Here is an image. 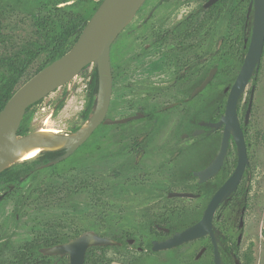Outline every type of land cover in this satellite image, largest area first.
<instances>
[{
  "label": "flooded vegetation",
  "instance_id": "flooded-vegetation-1",
  "mask_svg": "<svg viewBox=\"0 0 264 264\" xmlns=\"http://www.w3.org/2000/svg\"><path fill=\"white\" fill-rule=\"evenodd\" d=\"M208 1L161 0L160 4L144 2L111 44L112 90L106 117L114 121L126 119L109 125L128 127L124 145L121 147L125 149V177L128 183H141L140 189L135 184L127 185L132 193H141V196L128 197L127 201L114 206L108 235L114 243L105 245L111 247L115 255V258L109 259L110 264H214V243L210 233L173 247L153 248L155 242L159 243L200 220L211 196L230 175L212 189L211 179L225 168L226 156L219 171L206 181L200 182L198 176L193 174L205 168L219 151L223 125L217 127L215 123L224 113L229 92L226 86L212 82L219 73L218 67L214 65L207 68L202 61L210 58L213 51L217 54L219 50L227 57L229 32L232 30L234 35L230 39V46L242 52L243 62L250 38L244 34L248 33L249 28L251 34L254 3L252 0H237L235 5L233 0L228 6L225 0H215L206 5ZM221 15L225 22V32L214 39L211 25L213 19ZM213 69L212 79L197 92L198 86ZM123 73L125 81L119 85L118 80ZM249 98L250 91L245 100L243 120L239 118L246 147L248 140L246 141L245 112ZM240 99L241 96L239 101ZM120 108H124V113L117 116ZM113 111L116 112L114 116ZM102 124L107 123L102 121L91 135H97L96 131ZM89 137L70 154L66 155V150L60 149L57 153L59 158L38 163L36 167L59 164L65 173L70 166L85 162V148L79 154L74 153L88 144ZM231 141L235 146L232 138L229 144ZM115 143L116 140L111 135L107 138L98 135L91 148L94 155H97L93 160L99 158V154L107 146L111 150L110 156L114 155L112 148ZM41 156L42 154L38 157ZM248 166L249 164L242 178L247 174ZM168 171L172 175L169 183L163 185L165 172ZM119 172L122 173L123 170L114 166L111 168L110 173L114 180ZM191 177H195L194 182L190 181ZM63 183H85V180L65 179ZM22 184L24 183H0V187L4 188L0 191V199L7 197L9 193L20 194ZM53 191L51 186L38 183L29 192L32 193V198L41 200L51 196ZM181 192H189L191 195L177 194ZM185 197L190 200H205V204L200 206L195 203L188 207L177 200ZM226 201L227 199L221 202L214 213L213 234L220 264H228L229 252L233 264L236 259L240 264L236 247L240 244L237 243V237L242 232L239 229L243 225L240 228L238 225L246 204L240 209L236 233L232 234L229 232L228 208L218 212ZM88 230L107 236L86 229L74 231L70 235L62 234L63 240L58 243L68 242ZM7 236L8 232L0 229V253L15 249ZM48 246L52 245L38 247L39 252L41 248ZM43 255L48 256V262L53 256ZM61 257L69 264L67 254Z\"/></svg>",
  "mask_w": 264,
  "mask_h": 264
},
{
  "label": "rangeland",
  "instance_id": "rangeland-1",
  "mask_svg": "<svg viewBox=\"0 0 264 264\" xmlns=\"http://www.w3.org/2000/svg\"><path fill=\"white\" fill-rule=\"evenodd\" d=\"M10 1L15 2L16 0ZM177 2L179 3V1ZM225 2L229 6L233 0H225ZM145 3L160 4L162 2L161 0H147ZM186 5H189V3H186ZM226 16L227 14L225 18ZM223 19L222 15L213 19L211 31L214 39L225 32ZM6 25L5 32L15 38L31 36V22L24 17L21 7H16ZM247 32L244 35L249 38L250 28ZM233 35L234 32L230 30L227 57H224L219 50L217 54H214L213 51L210 58H205L202 61L204 65H207V68L214 65L218 67L219 73L212 82L222 84L226 86V89H229L233 83L240 68L241 62L239 60L243 57L240 50L230 46L232 43L230 39ZM1 51L2 46H0ZM42 62L43 56L37 58L26 70L16 87L30 78ZM94 67L93 63L88 64L68 82L34 103L25 113L22 123L27 132L19 135L33 132L42 126L55 127L61 133H72L80 129L86 122L82 118V111L88 98V84ZM121 76L118 80L119 85H122L125 81L124 73ZM252 86L254 87L252 108L245 126L249 159V166L246 169L247 192L244 197L231 195L218 209V212H220L221 209L228 208L229 232L234 234L236 233L235 228L241 209L239 201L241 199L245 201L244 223L243 227L239 229L242 231V237L240 244L236 247L240 264H264V51L259 68L252 75L239 101L238 116L241 121L246 107L245 100ZM223 99H225V95H223ZM115 113H113V116ZM123 113L124 108H120L116 114L121 116ZM127 128L102 124L96 131L97 135H91L87 140L88 144L81 146L74 153L75 155L79 154L85 148L86 150L83 152L86 158L85 162L70 166L65 173L59 164H44L36 167L38 164L33 163L35 158L9 166L13 168L25 165L33 166L31 168L33 173H29L16 182L24 183L21 187V193L18 195L9 193L6 195L7 197L0 199V229L3 228L4 231L8 232L7 240L15 246V249L22 243L41 234L70 235L74 231L91 229L109 235L115 204L119 205L121 202L127 201L128 197L141 196V193H132L127 186L128 184H135L140 189L141 183L126 182L125 175L127 173L124 171L125 149L121 147H123L126 139ZM98 135L102 138L111 135L116 140L112 148V154L115 153L114 155L110 156L111 150L107 146L99 154L100 157L93 160L97 155H94L91 148ZM235 158L236 148L231 141L226 154L225 168L231 167L233 169L230 165H232ZM113 166L116 169L121 168L123 170L122 173H117L115 180L110 173ZM171 175L172 172H165V184L163 185L169 183ZM65 179H84L85 183H63ZM215 180V177H213L211 182ZM190 181L194 182L195 177H191ZM38 183L47 187L51 186L54 189L53 194L43 197L41 200L32 198V193L29 191L32 186H36ZM3 189V187H0V191ZM177 200L188 207L194 206L195 203L200 206L205 204V200L200 199L190 200L185 197ZM11 251L7 249L0 254L2 257H7L11 255ZM105 257L106 259L115 258L112 248L109 246L105 249Z\"/></svg>",
  "mask_w": 264,
  "mask_h": 264
},
{
  "label": "water",
  "instance_id": "water-1",
  "mask_svg": "<svg viewBox=\"0 0 264 264\" xmlns=\"http://www.w3.org/2000/svg\"><path fill=\"white\" fill-rule=\"evenodd\" d=\"M145 1L101 0L72 46L60 57L42 67L16 88L0 109V171L10 166L8 162L16 149L33 139L34 131L25 135L17 133L26 109L68 82L88 64L93 63L97 68L98 93L95 107L90 117L86 120L87 126L84 129L81 127L72 133H57L52 137L53 139L43 138L40 144L52 141L58 142L59 146L49 151L65 149L66 155H68L79 147L102 121L109 124L126 120L114 121L106 117L112 90L110 48L117 35L132 20L136 11ZM214 1L209 0L206 5L212 4ZM252 1L254 3L253 24L247 50L239 71L229 88L224 113L215 123L217 127L223 125L219 151L205 168L195 171L193 174L198 176L200 182L214 176L223 164L230 138L233 139L236 146V165L230 175L211 196L200 220L159 243L155 242L154 249L173 247L210 233L214 243V264H220L213 234L212 219L219 204L236 191L244 170L249 164L243 129L238 117L237 104L252 75L259 68L264 45V0ZM213 74L214 69L209 72L204 81L198 86L197 92L212 79ZM253 94L254 87L252 86L245 112V121L248 119ZM177 194L181 196L191 195L189 192ZM243 211L244 209L242 208ZM242 225L243 215L240 216L238 227L240 228ZM241 237L242 232L238 234L237 243H240ZM113 243L114 240L110 237L88 230L68 242L43 247L40 252L45 255L63 256L67 254L69 256V264H84L85 252L89 246H105ZM235 264H238L237 259Z\"/></svg>",
  "mask_w": 264,
  "mask_h": 264
},
{
  "label": "trees",
  "instance_id": "trees-1",
  "mask_svg": "<svg viewBox=\"0 0 264 264\" xmlns=\"http://www.w3.org/2000/svg\"><path fill=\"white\" fill-rule=\"evenodd\" d=\"M100 2L101 0H16L15 2L0 0V46H2L0 52V109L16 90L26 70L37 58L43 56V62L36 72L60 57L72 46ZM237 3L238 1L234 0V4L237 5ZM16 7H21L24 17L31 22L30 37L15 38L5 32L6 22L11 18ZM239 62H242V59ZM88 86V98L82 111L84 120L89 118L96 104L98 93L96 66L92 71ZM31 106L26 109L25 113ZM23 119L18 128V134L27 132L22 126ZM59 152L60 150L45 151L41 153V157H38L39 160L37 161L36 157L33 163H45L57 159ZM235 163L236 158L230 166L234 167ZM32 167L29 165L19 168L7 167L0 171V182L16 183L27 176ZM231 171L232 168L228 167L217 173L212 189H215ZM188 174L191 175V172ZM246 175L245 173L233 195L245 196L248 179ZM241 200L239 206L242 207L245 201ZM62 240L63 236L60 234L36 236L22 243L20 248L13 249L11 255L2 257L0 254V264H67L66 259L58 255L51 256L52 259L48 262L46 261L48 256H44L38 250V247L42 245H53ZM106 247H89L85 254V264H110V260L105 257ZM228 264H233L230 252Z\"/></svg>",
  "mask_w": 264,
  "mask_h": 264
},
{
  "label": "bare ground",
  "instance_id": "bare-ground-1",
  "mask_svg": "<svg viewBox=\"0 0 264 264\" xmlns=\"http://www.w3.org/2000/svg\"><path fill=\"white\" fill-rule=\"evenodd\" d=\"M86 126L87 122H84L82 129H84ZM57 133H60V131L55 127L50 128L42 126L34 130L32 141H29L23 144L20 148L16 149L8 164L12 165L15 163L30 161L45 151L56 149L59 146L58 142L52 141L42 145L40 143L43 138L53 139L52 137Z\"/></svg>",
  "mask_w": 264,
  "mask_h": 264
}]
</instances>
